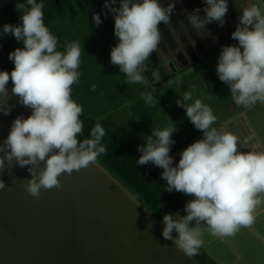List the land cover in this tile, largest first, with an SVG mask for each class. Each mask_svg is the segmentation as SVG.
I'll return each mask as SVG.
<instances>
[{
  "label": "clouds",
  "instance_id": "obj_1",
  "mask_svg": "<svg viewBox=\"0 0 264 264\" xmlns=\"http://www.w3.org/2000/svg\"><path fill=\"white\" fill-rule=\"evenodd\" d=\"M228 2L203 0L204 15H200L199 8L186 12L198 36L215 39L206 25L217 22L219 27L224 26ZM116 3L105 0L103 6L114 16V35L118 38L110 50V63L126 76L127 83H146L145 61L157 48L161 39L158 25L170 21L174 3L164 7L161 0H119V7H114ZM261 5L264 0L241 11L231 34L238 43L222 46L216 66V74L228 86L234 103L246 109L264 103ZM16 7L23 11L20 23L4 24L0 37L11 34L23 47L9 53L13 70H0V99L8 97L11 80L12 94L32 111L27 118L17 116L0 143V170L6 164L13 166V161L22 168L30 166L27 170L31 178L25 188L38 198L42 189L62 188V174L79 172L96 162L106 151L102 143L106 131L98 122L89 138H79L84 129L83 105L72 98V86L80 80L81 44L73 41L63 51L58 50V38L44 22L43 0H26ZM93 22L97 26L103 22L100 13H93ZM181 97L176 105L185 109V116L197 130H202V138L186 147L174 165L170 151L177 128L169 124L156 129L142 137L144 143L137 147L141 155L136 164L151 163L163 169L161 179L167 182L166 191L193 197L184 206L185 215L179 211L163 215L162 236L188 257H194L204 243L206 230L213 236L228 237L255 223L254 212L264 197V151H240L234 133L213 127L217 118L210 106L194 99L192 91ZM141 98L147 104L155 99L152 92L142 93ZM0 112L9 115L11 107L0 104ZM5 188L0 180V190Z\"/></svg>",
  "mask_w": 264,
  "mask_h": 264
},
{
  "label": "water",
  "instance_id": "obj_2",
  "mask_svg": "<svg viewBox=\"0 0 264 264\" xmlns=\"http://www.w3.org/2000/svg\"><path fill=\"white\" fill-rule=\"evenodd\" d=\"M7 88L0 143L13 120L32 111ZM28 167L13 161L0 170V264H200L164 239L163 222L97 161L62 174V188L38 198L25 188Z\"/></svg>",
  "mask_w": 264,
  "mask_h": 264
},
{
  "label": "trees",
  "instance_id": "obj_3",
  "mask_svg": "<svg viewBox=\"0 0 264 264\" xmlns=\"http://www.w3.org/2000/svg\"><path fill=\"white\" fill-rule=\"evenodd\" d=\"M20 2L26 3V0H0V27L20 23L23 11L16 7ZM93 2L95 0H61L63 8L53 12L52 19L45 18L46 26L58 38V50L63 51L65 45L73 41L81 44L80 80L72 86V98L83 105L81 119L84 129L79 138H89L90 130L99 122L106 131L102 140L106 151L98 157L97 162L159 221L168 212L179 211L182 214L185 199L181 192L165 190L167 182L161 179L163 169L151 163L136 164L141 155L137 147L143 141L142 137L156 129H163L168 123L177 128L170 154L182 146V136L189 133L193 125L184 115L185 109L178 107L180 113L172 112V121H165L160 109V106L175 108V101L182 98V94L177 87L171 95L163 89L153 91L144 73L146 83H127L126 76L110 63V50L115 43L112 40L108 43L103 38L101 27L93 22V13H97ZM22 47V42H17L11 34L0 37V70L9 73L13 70L14 63L9 59V53ZM9 83L13 87L11 80ZM192 85L189 83V86ZM144 92L153 93L155 99L152 104L145 103L141 98ZM125 113L129 118L124 116L123 121ZM185 139L190 142L195 137ZM194 258L200 264H218L203 247Z\"/></svg>",
  "mask_w": 264,
  "mask_h": 264
},
{
  "label": "flooded vegetation",
  "instance_id": "obj_4",
  "mask_svg": "<svg viewBox=\"0 0 264 264\" xmlns=\"http://www.w3.org/2000/svg\"><path fill=\"white\" fill-rule=\"evenodd\" d=\"M43 2L44 22L46 23L45 18L52 19L53 12L63 6L61 0H43ZM170 2L174 3L175 10L167 24L161 22L158 25L161 39L157 48L145 61V71L143 72L146 74L151 88L155 91L173 85L183 88L185 81L194 74L201 73V77L206 75V69L210 65L218 63L222 46L238 43L231 38L242 10L237 7L238 4L235 0L228 2V13L223 27H219L217 22L206 25L215 39L210 36H198L199 33L192 29L186 18V12H192L197 8L201 9L200 15H204L203 0H161L164 7H167ZM104 4L105 0L93 2L96 12L101 14L103 21L99 25L103 32V38H106L108 43L112 40L116 45L118 38L114 35V16L103 7ZM113 6L119 7V0ZM104 12L108 13L107 16L103 14Z\"/></svg>",
  "mask_w": 264,
  "mask_h": 264
},
{
  "label": "crops",
  "instance_id": "obj_5",
  "mask_svg": "<svg viewBox=\"0 0 264 264\" xmlns=\"http://www.w3.org/2000/svg\"><path fill=\"white\" fill-rule=\"evenodd\" d=\"M189 82L187 80L186 88H188ZM175 108L178 109L176 104ZM175 108L171 107L170 109V107L160 106L165 121L172 118V112H181V110L179 111V109L176 110ZM214 110L216 112L213 111V113L217 118L214 127L234 133L239 138L238 147L240 151H264V103H257L247 109L236 104H228L222 110H217L216 108ZM193 129L194 126L191 127L189 133H193ZM202 136L203 134L189 135L188 137L182 136L181 148L170 154L175 158L174 165L178 163L180 153L190 144L201 139ZM191 137H195V139L187 142L185 138ZM143 143L144 141L140 145ZM182 195L186 203L193 199L192 196L184 193ZM261 199L262 203L257 206L254 212L255 223L251 227H241L234 236L228 237L213 236L207 230L204 232L202 247L218 264H264V197H261ZM185 214L183 211L181 215Z\"/></svg>",
  "mask_w": 264,
  "mask_h": 264
},
{
  "label": "rangeland",
  "instance_id": "obj_6",
  "mask_svg": "<svg viewBox=\"0 0 264 264\" xmlns=\"http://www.w3.org/2000/svg\"><path fill=\"white\" fill-rule=\"evenodd\" d=\"M238 4V8L244 9L245 7L251 6L253 3H259V0H235ZM262 8H264V5H261ZM241 10V11H242ZM216 66L217 64L214 63L209 66L207 71L205 72L206 75H203L202 77L200 76L201 73H198L197 75L194 74V76H191L188 80L190 81L189 83H193L192 86H189L190 88H179L177 89L179 93L181 94L182 92L186 93L189 92V89H191L194 93V99L195 98H200L206 105L210 106L214 112V108L217 110H222L224 106H227L228 104H235L230 95V90L228 86L221 82L216 74ZM193 74V73H192ZM212 89V90H211ZM164 91H167L169 95L174 94L176 90V85L173 86H167L164 87ZM182 93V94H184ZM176 98V97H175ZM232 102V103H231ZM241 108V107H240ZM238 111V110H236ZM259 112V110H258ZM124 116L128 117V114L123 115V121L125 120ZM229 118V117H227ZM194 126V125H191ZM215 125H213L214 127ZM194 132H190L189 134L186 133L185 136L188 137L189 135H201L203 134L202 130H197L194 127ZM181 148V146H180ZM213 251V249H212Z\"/></svg>",
  "mask_w": 264,
  "mask_h": 264
}]
</instances>
